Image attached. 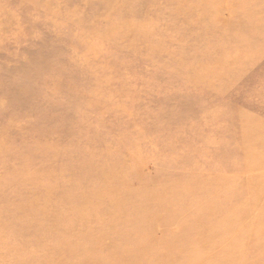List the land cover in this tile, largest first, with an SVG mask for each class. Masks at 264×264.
Segmentation results:
<instances>
[{
	"label": "rangeland",
	"instance_id": "374dc122",
	"mask_svg": "<svg viewBox=\"0 0 264 264\" xmlns=\"http://www.w3.org/2000/svg\"><path fill=\"white\" fill-rule=\"evenodd\" d=\"M184 2L0 0V121L10 122L0 124V264L18 263L38 242L34 231L12 226L13 207L35 199L51 216L72 221L71 207L92 206L89 197L102 194L107 179L121 195L100 209L112 217L118 199L130 197L120 201L122 221L136 216L148 236L178 230L160 225L170 215L136 206L148 190L181 193L187 180L203 193L192 209L224 200L200 245L221 234L249 238L219 246L213 259L201 249L196 264H264V223L242 224L264 220L263 208L235 209L251 199L239 194L242 181L264 188V170L246 179L255 171L251 157L264 158L257 150L264 142V6ZM77 58L78 66L65 63ZM248 137L252 145L244 147ZM190 221L199 234L197 217ZM99 231L105 241L119 235Z\"/></svg>",
	"mask_w": 264,
	"mask_h": 264
},
{
	"label": "bare ground",
	"instance_id": "6f19581e",
	"mask_svg": "<svg viewBox=\"0 0 264 264\" xmlns=\"http://www.w3.org/2000/svg\"><path fill=\"white\" fill-rule=\"evenodd\" d=\"M231 2V7L234 9L236 6L243 7L245 9L264 6V0H231ZM179 3L181 6L185 4L184 0H179ZM208 3H210V0H201V4L203 6L207 5ZM248 22V25L252 29L254 28L252 31L258 30L257 23L253 18H250ZM238 32L244 33L241 30ZM16 58L17 57H14V59ZM54 63L55 60H53L52 64ZM65 63L68 65L71 63L72 66H78L77 63L80 62L77 58L70 61L67 60ZM82 66H86V64H83ZM6 72V69L1 71L3 74ZM4 122H7V128L10 123L9 119H7V121L2 119L0 124ZM13 123L15 122L13 121ZM248 139H245L244 147H249V145H252L249 137ZM261 144L263 145L258 147L257 150L263 154L264 157V142ZM254 149H252V151ZM248 163L252 165L255 171L248 172V177H246V179L260 177L261 175L258 173L264 170V158L260 157L255 159V157H251ZM190 178H192V176ZM232 181L233 179H231V182L229 181L224 183L222 187H225L224 189H226L232 184ZM207 182L208 178H205V180L203 178L198 181L197 184L199 187H201L202 184H207ZM105 184L106 187H104L105 189L102 194L97 196L92 195L89 197V199L94 203L92 206H85L81 203H78L74 207H71L72 210H75V213H77L72 221L59 218V216L56 218L51 216V214L47 212V207L41 209L37 207L38 201L35 199H32L27 204H23L22 206L17 205L13 207L14 210H11L14 211L12 214V221L16 225L12 224V226L23 227L24 230H29L31 233L34 231L38 240V242L32 246H29L31 253H28L26 256H21V258H19L17 261L18 263L16 264H196V262L201 259V249L206 250V254L210 253L211 259H213L215 253L217 254L218 252L217 248L219 246L220 248L230 247L249 238L248 234L244 235L242 233L237 234L241 235L239 238L236 237L237 235L232 238H228V234H221L220 237L210 241L212 243L208 248L201 246V242L199 240L204 237V233H201L204 232L202 231L203 227H214L209 219L210 217L214 216L213 214L216 210L215 204H225L226 202L224 200H218L205 210L192 209L193 201H200L203 193H200V191H198V189L191 183H187V180H184L183 182L185 187L183 189L184 192L181 193L175 192L176 190L173 192L172 188L170 187L158 190H148L149 188H145V190H148L146 191L148 192V195L145 199L139 200L138 202L136 201V206L138 207L139 205H148L146 208L150 211H153V214H157L162 211L166 215H170V220L160 225L164 226L165 229L168 228V230H170L171 225H175L178 227V230L176 234L170 236H161V234H157L158 232H153L149 236L144 235L141 232V223H139L140 221L136 216L132 217V215L128 214L127 218L122 221L121 217L123 213L122 211L118 210L121 208V205H123L120 201L121 199H124L125 201L130 202V197L128 200V196L124 195L118 199L119 202H116L114 205L117 213L112 217L107 214L106 211H102L100 209V207L106 206V201L108 198L115 195L118 196L120 194L113 192V190L110 188V185H107L110 184L109 179L105 180ZM241 184L242 185L239 194L244 196L250 195L251 199L248 200V206H239L235 209L237 211H241L248 210V208L251 209L261 206L264 210V188H261V186L258 184L254 187H251L250 184H247L243 181ZM173 186L176 185H172L171 187ZM138 191H144V189H138ZM47 194L49 195L50 191ZM46 197L45 201L48 200L49 196ZM180 200L182 204L179 206L176 202ZM232 200L235 201V198L232 197ZM174 203L176 206H173V209L171 206ZM242 204L244 203L239 202L236 205ZM81 211H85V214L80 213ZM193 216L197 217L198 219L197 229H201L199 234L190 232V226L193 225H191L190 220ZM236 222L239 223L237 220H235V223ZM153 223L157 224L158 219H154ZM225 223L229 224V221L226 220ZM263 223L264 220L260 221L255 219L242 222V224L255 226V229L257 228L256 226ZM134 226H136V228H134ZM103 227L109 228L110 233L113 234L114 232H117L119 235H116L110 240L105 241L104 237L100 236L102 233L99 231ZM222 227L223 226H220L219 228ZM76 228L80 232L73 234L72 231H77ZM45 233L53 234L50 238H43V240H41L40 236ZM11 237L14 238V240H17L14 235H11ZM9 242L10 241L7 240L6 245L9 244ZM153 242L155 243L154 245ZM13 244L18 245L15 243ZM21 245L24 246V243H21ZM243 258L242 255H240L239 260H243ZM224 259H228V255ZM239 260L236 259V263ZM207 264H213V260L211 262L208 261Z\"/></svg>",
	"mask_w": 264,
	"mask_h": 264
}]
</instances>
